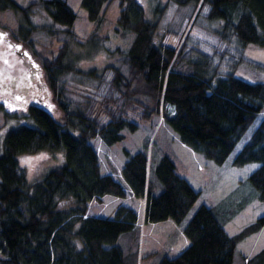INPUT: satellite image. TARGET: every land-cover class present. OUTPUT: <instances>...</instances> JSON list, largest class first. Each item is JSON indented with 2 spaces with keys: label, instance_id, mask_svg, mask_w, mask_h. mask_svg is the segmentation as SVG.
<instances>
[{
  "label": "trees",
  "instance_id": "obj_1",
  "mask_svg": "<svg viewBox=\"0 0 264 264\" xmlns=\"http://www.w3.org/2000/svg\"><path fill=\"white\" fill-rule=\"evenodd\" d=\"M109 1L81 4L101 26ZM170 1L191 6L192 22L176 44L157 31ZM145 2L119 0L116 30L125 42L110 49L108 35L98 29L78 37L77 13L68 0H0L1 9L21 15L11 37L0 34V109L25 117L0 140V264H139L141 221L167 218L187 242L151 264H232L238 242L263 225L264 215L235 233L225 226L249 202L264 200V80L244 75V68L264 72V62L245 51L248 44L264 47V0ZM35 6L48 14L39 27L32 18ZM196 28H204L205 37ZM43 35L61 42L49 55L35 46ZM74 45L85 46L80 58L105 51L112 60L79 67ZM40 72L59 118L38 91ZM68 73L77 74L65 77L71 85L62 80ZM87 83L83 103L68 98L70 86ZM154 114L207 158L223 163L233 153L234 164L258 162L248 174L253 189L238 209L223 215L201 202L186 218L200 191L177 170L170 152L153 153L149 134L141 148L124 149L120 173L103 171L93 138L112 144L124 138V128L136 130ZM43 149L59 150L62 160L29 175L20 153ZM130 193L144 198L140 210L121 201L112 214L88 211L92 199L100 203L105 194ZM242 264H264V246Z\"/></svg>",
  "mask_w": 264,
  "mask_h": 264
},
{
  "label": "rangeland",
  "instance_id": "obj_2",
  "mask_svg": "<svg viewBox=\"0 0 264 264\" xmlns=\"http://www.w3.org/2000/svg\"><path fill=\"white\" fill-rule=\"evenodd\" d=\"M29 1L30 0H19L22 4ZM68 1L77 13L74 21V29L79 38L84 40L89 37L93 31H97L98 29L108 35L105 39V44L110 47V49L115 45L125 42L122 35L116 30L117 16L120 8L119 0H111L105 5L101 26H99L98 22L92 21L87 16L86 9L82 6L81 0ZM144 4L146 6V2ZM190 12L191 6L170 1L168 5H166V11L159 23V28L157 30L158 35L166 34L165 41L176 44L180 38L178 35L186 28L188 30L192 22V18L190 19ZM32 13L33 21L36 23L34 24L35 27L43 21V18L48 16L46 11L40 6L32 8ZM20 19L21 15H18L12 8H0V34L3 33L5 36L11 37L13 34L12 31H17ZM45 20H47V18H45ZM24 27L30 28V25L24 23ZM196 29L200 31L202 37H205L207 34L204 28ZM35 32L36 31H32V33ZM60 37H62V39L65 38L64 36ZM40 40L38 41L41 42L42 45L36 43L35 46L36 49L41 51L44 55H49L50 49L56 50L61 45L60 40L56 36L51 38V36L43 35L40 36ZM27 49V55L29 53L32 54L30 48L27 47ZM85 51V46L74 45L71 47V53L79 57L76 61L79 67H102L112 60L110 55L105 51H98L89 55L85 54L80 58L81 54L85 53ZM245 51L250 57L264 62V47L248 44ZM70 57L72 58V56ZM244 70V75L246 77L264 80V72L256 73L246 68H244ZM70 76L76 78L77 74H65L64 77H62L63 82H67L68 85H71L66 79L70 78ZM40 81L42 87L44 85V89L41 87L43 91H38L40 94L42 92L45 102L51 107L53 114L59 118L61 115L60 108L51 97L52 92L46 87L44 75H41ZM89 84L91 83H87V85L79 84L78 87L70 86L67 90L68 98L75 102L78 101L79 103H83L86 100L83 94V87ZM15 104L18 106L20 103ZM15 109L18 110L23 108H13L9 110ZM24 120L25 117L22 115H5L0 109V140L8 127ZM123 131L125 132L124 138L112 144H107L99 135L93 138V144L99 153L103 171L114 170V173H120V168L125 158L124 149L128 148L134 151L141 148L146 134H149L152 140L153 138L155 139L153 153L161 149L170 152L177 163V170L189 177L191 182L194 183L196 188L200 191L199 199L195 202L192 209L189 210L186 218L191 216L192 212L201 202L212 205L216 212H221L223 215L225 213H231L238 209L239 204L244 202V194L251 192V189H253L248 179V174L257 166V161L247 162L241 165L234 164L230 161L234 155L233 153H231V157L229 156L223 163H218L213 159L207 158L183 143L177 136L176 131L164 122L158 114L152 115L147 120H141L140 127L136 130L124 128ZM59 160H62V155L59 150L51 151L43 149L36 152L20 153V161L26 167L29 175H34L36 172L40 171L41 168ZM238 184H240L239 189L235 190ZM112 199L108 197L107 200L103 201L104 203H99L97 200L92 199L88 211H98V213H103V210L106 211L109 209L112 211L113 206L118 202V199L114 196ZM125 199L136 205V207L137 205L140 207L144 206V198L141 199V197H137L132 193L128 194ZM262 215H264V200L256 198L238 211L227 221L225 226L230 233H235L248 223L259 219ZM140 224L142 229L139 246V264H151V258H153V262L155 263V261L165 253L175 254L177 250L181 249L187 242V237L182 233L179 225L170 218L161 220L157 223L144 221L142 223L141 221ZM263 246L264 223L258 230L247 235L238 242L232 264H242L245 255L249 256ZM169 251H173L174 253H170Z\"/></svg>",
  "mask_w": 264,
  "mask_h": 264
},
{
  "label": "crops",
  "instance_id": "obj_3",
  "mask_svg": "<svg viewBox=\"0 0 264 264\" xmlns=\"http://www.w3.org/2000/svg\"><path fill=\"white\" fill-rule=\"evenodd\" d=\"M114 196L115 198H117L118 199V202H116L115 200V202H116V204L113 206V209H112V211L109 209V210H103L104 212L102 213V214H112L113 212H114V209H115V207H116V205H117V203H119V202H121V201H123V202H129V203H131L129 200H126L125 198H122V197H120V196H115V195H110V194H105L104 196H103V200H107L108 199V197H109V199H112V197ZM142 199V198H141ZM113 200V199H112ZM101 203H104V202H101ZM131 204H133V203H131ZM134 205V204H133ZM137 209L138 210H140L141 209V207L140 206H138L137 205ZM161 221V220H160ZM160 221H157V222H160ZM157 222H153V223H157Z\"/></svg>",
  "mask_w": 264,
  "mask_h": 264
},
{
  "label": "water",
  "instance_id": "obj_4",
  "mask_svg": "<svg viewBox=\"0 0 264 264\" xmlns=\"http://www.w3.org/2000/svg\"><path fill=\"white\" fill-rule=\"evenodd\" d=\"M17 47H20V44H18Z\"/></svg>",
  "mask_w": 264,
  "mask_h": 264
},
{
  "label": "snow or ice",
  "instance_id": "obj_5",
  "mask_svg": "<svg viewBox=\"0 0 264 264\" xmlns=\"http://www.w3.org/2000/svg\"><path fill=\"white\" fill-rule=\"evenodd\" d=\"M19 99V98H18Z\"/></svg>",
  "mask_w": 264,
  "mask_h": 264
}]
</instances>
